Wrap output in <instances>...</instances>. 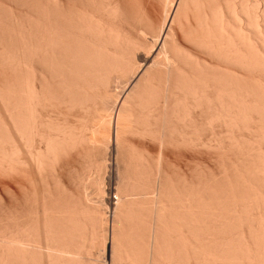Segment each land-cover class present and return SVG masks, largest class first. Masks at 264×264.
Instances as JSON below:
<instances>
[{"label":"bare ground","instance_id":"6f19581e","mask_svg":"<svg viewBox=\"0 0 264 264\" xmlns=\"http://www.w3.org/2000/svg\"><path fill=\"white\" fill-rule=\"evenodd\" d=\"M158 1L0 0V264H264V0Z\"/></svg>","mask_w":264,"mask_h":264},{"label":"rangeland","instance_id":"374dc122","mask_svg":"<svg viewBox=\"0 0 264 264\" xmlns=\"http://www.w3.org/2000/svg\"><path fill=\"white\" fill-rule=\"evenodd\" d=\"M127 2H128V4H129V11L130 12H132V13H130L131 14V16H133L134 14L136 15V13H137V11L139 10V7H140V5H142L143 6V8L141 7V9H144V11H145V9H147L146 10V12L148 11V7H149V11H148V13H149V16H150V14H151V16H150V18L154 21V19L153 18H155L156 19V17L159 19V14H160V9H159V1L158 0H143V2H142V0H127ZM135 2V3H134ZM141 2V3H140ZM138 3V4H137ZM144 5H143V4ZM144 6H146L145 8H144ZM153 9H154V11H153ZM132 10V11H131ZM137 10V11H136ZM151 10V11H150ZM133 11H134V14H133ZM159 12V14L157 13V12ZM136 12V13H135ZM156 14H155V13ZM133 14V15H132ZM155 14V15H154ZM152 16H153V18H152ZM158 19H156L155 21H157ZM179 34H178V36H179V38H180V41H181V43L183 44V45H185L186 47H189V48H191V49H193V47H192V45H189V43L185 40V39H183V37L181 36V34H180V32H178ZM191 46V47H190ZM199 53V55L201 56V57H203V55H201V53L200 52H198ZM204 57H205V55H204ZM116 89H120L119 87L118 88H116ZM116 91H118V90H116ZM188 153L189 152H187L186 154L188 155ZM198 153L199 152H197V154H195V152H194V154L193 155H195V157L193 156V155H191L192 153H189L190 154V156H193L194 158H198L199 157V160H206L207 159V157L205 158L204 157V159L202 158L203 157V155H204V153H200L201 155H202V157L199 155L198 157H196L197 155H198ZM174 156V155H173ZM172 156V159H173V161H172V163H174V166L172 167L171 166V169H173V171L175 172V173H189L190 172V170L192 169V167H194L197 163L196 162H189V163H185V160L183 159V158H181L180 159V156H179V158H178V155L177 154H175V156L176 157H173ZM187 160V159H186ZM197 160V159H196ZM175 161H176V163H175ZM211 164V163H210ZM177 168V170H175ZM179 168V169H178ZM188 169V170H187ZM25 182V181H24ZM25 185H27V183L25 184ZM3 192V190L1 191V196H6V194H4V192ZM3 194V195H2ZM108 259H110V257H109V255H108Z\"/></svg>","mask_w":264,"mask_h":264}]
</instances>
